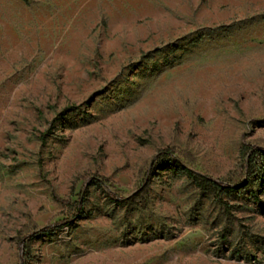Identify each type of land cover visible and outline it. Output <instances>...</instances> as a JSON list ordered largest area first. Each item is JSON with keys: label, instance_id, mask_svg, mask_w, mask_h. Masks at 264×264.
<instances>
[{"label": "rangeland", "instance_id": "rangeland-1", "mask_svg": "<svg viewBox=\"0 0 264 264\" xmlns=\"http://www.w3.org/2000/svg\"><path fill=\"white\" fill-rule=\"evenodd\" d=\"M244 145L264 148V0H0V264H264ZM167 148L240 187L200 190ZM148 172L145 209L107 198Z\"/></svg>", "mask_w": 264, "mask_h": 264}, {"label": "trees", "instance_id": "trees-1", "mask_svg": "<svg viewBox=\"0 0 264 264\" xmlns=\"http://www.w3.org/2000/svg\"><path fill=\"white\" fill-rule=\"evenodd\" d=\"M71 109H74V107H69L63 110L64 113L70 111ZM52 122L49 123L48 129L51 127ZM45 137V135L43 136ZM41 142H43V138L41 139ZM158 156L166 157L167 160L170 161L171 166L167 167V163L162 162L160 165L161 169H171L174 171H177L178 169L182 171L183 174H185L192 182L193 184L198 187L202 191H216V192H224L229 193L236 189H238L240 186H226L223 185L220 182H217L213 180L212 178L199 174L190 168L186 167L180 160L175 156L174 152L167 148L162 150L160 153H158ZM241 158L244 162V165L247 169H250L251 167H254L256 169L255 175L256 179L260 181L261 186L264 185V148L261 147H251V146H243L241 149ZM259 160V162H257ZM151 173L148 172L145 176V178L142 181V184L138 191H136L134 194L123 197L118 196L115 193L107 192V198L115 205L117 206H138L141 209L146 208V202L143 199V193L145 189L149 185ZM109 180L106 178L101 177H89L86 181L87 185L89 187H101L106 185V183ZM63 204L67 206H71L75 209L77 215L81 214L83 211V205L85 201V196L83 195V192L80 196V198L72 203L69 200H60ZM73 219L70 220H61L55 224H51L48 226H45L32 234L28 236V238H42L45 236L50 235L53 231L64 228V227H70L72 225ZM23 239L20 241L22 243ZM26 254H23L22 261L23 264L26 262L25 260Z\"/></svg>", "mask_w": 264, "mask_h": 264}]
</instances>
